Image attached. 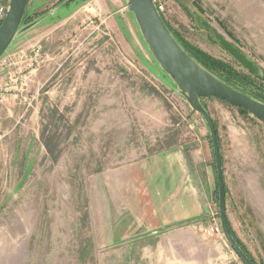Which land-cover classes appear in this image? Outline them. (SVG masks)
<instances>
[{"label":"rangeland","instance_id":"374dc122","mask_svg":"<svg viewBox=\"0 0 264 264\" xmlns=\"http://www.w3.org/2000/svg\"><path fill=\"white\" fill-rule=\"evenodd\" d=\"M52 10L0 60V264H146L136 261L141 248L112 244L117 172L181 147L212 162L216 181L208 128L149 54L126 0H29L28 22ZM162 16L199 58L226 67L217 72L235 89L264 101V0H166ZM215 33L257 75L224 52ZM201 103L214 123L237 238L264 264L235 201L264 196V124L221 100ZM217 205L216 187L202 230ZM202 230L210 264H243L222 234Z\"/></svg>","mask_w":264,"mask_h":264},{"label":"crops","instance_id":"0c3cea01","mask_svg":"<svg viewBox=\"0 0 264 264\" xmlns=\"http://www.w3.org/2000/svg\"><path fill=\"white\" fill-rule=\"evenodd\" d=\"M222 168L228 225L237 238L229 217V189L223 162ZM117 173L113 246L141 248L136 261L146 264L211 263L210 241L201 230L216 190L212 162H197L194 154L180 147V152L166 157L122 165ZM241 200L240 197L235 201L239 212L246 215V220L241 219L243 226L249 232L255 231L256 248L260 251L264 249V244L260 245L264 235L258 222H264V196L250 193L244 200L246 206ZM245 209L258 219L255 228L249 226L252 224Z\"/></svg>","mask_w":264,"mask_h":264},{"label":"water","instance_id":"95a60500","mask_svg":"<svg viewBox=\"0 0 264 264\" xmlns=\"http://www.w3.org/2000/svg\"><path fill=\"white\" fill-rule=\"evenodd\" d=\"M28 3L29 0H10L9 2L6 14L0 23V60L16 38L34 29L54 14L52 10L41 18L22 25ZM126 5L149 54L159 69L171 80L176 92L185 99L192 111L201 116L208 128L214 156L218 217L222 235L243 264H252L230 232L226 214L223 168L215 127L201 100H221L232 107L241 109L263 124L264 103L234 90L194 61L169 32L152 0H126ZM214 37L218 45L238 65L250 74L257 75L255 65L238 48L217 33Z\"/></svg>","mask_w":264,"mask_h":264},{"label":"trees","instance_id":"16d2710c","mask_svg":"<svg viewBox=\"0 0 264 264\" xmlns=\"http://www.w3.org/2000/svg\"><path fill=\"white\" fill-rule=\"evenodd\" d=\"M165 26L167 27V29L169 30V32L172 34V36L175 38V40L179 43V45L184 49V51L194 60L196 61L199 65H201L204 69H206L208 72H210L211 74H213L214 76H216L218 79H220L221 81H223L226 85H228L229 87L233 88L234 90L240 92L241 94L245 95L244 93H242L241 91H239L238 89H235V86L232 84V80L230 78H228L227 76H224L223 74L217 72V69H221V68H226L218 63H216L215 61L213 62L210 59H201L199 58L198 55H196L192 50L188 49L186 45H184L182 43V41L178 38L177 35H175L174 33L171 32V30L169 29L167 23L165 22L164 18L162 15H160ZM31 20V17L28 16L27 11L25 12V15L23 17V21L22 22H28ZM1 23V22H0ZM30 23V22H28ZM220 66V67H219ZM251 97V96H249ZM252 98L264 103V101H262L261 99H257L255 96H252ZM239 111H241V113L247 114L246 112L242 111L241 109L237 108ZM226 193V191H225ZM230 228V226H229ZM230 232L232 237L234 238L235 242L238 244V246L242 249V251L244 252V254L248 257V259L251 261L252 264H257L255 262V260L249 255V253L245 250L244 246L240 243V241L236 238L235 234L233 233V231L230 228ZM261 264V263H258Z\"/></svg>","mask_w":264,"mask_h":264},{"label":"built area","instance_id":"2783aa9c","mask_svg":"<svg viewBox=\"0 0 264 264\" xmlns=\"http://www.w3.org/2000/svg\"><path fill=\"white\" fill-rule=\"evenodd\" d=\"M153 4L160 15H163L166 12V0H152ZM7 8H0V22L3 20L6 14ZM11 80V78H9ZM4 85L0 83V99L4 100L3 92H5ZM210 224L208 227H204L202 230L203 233L207 235H221V227L219 223V217L217 212L215 214H211Z\"/></svg>","mask_w":264,"mask_h":264}]
</instances>
